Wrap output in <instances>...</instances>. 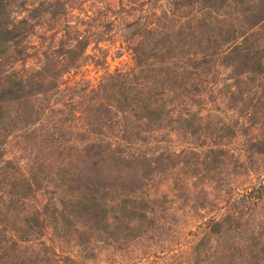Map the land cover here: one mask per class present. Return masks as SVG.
Instances as JSON below:
<instances>
[{
  "label": "trees",
  "instance_id": "trees-1",
  "mask_svg": "<svg viewBox=\"0 0 264 264\" xmlns=\"http://www.w3.org/2000/svg\"><path fill=\"white\" fill-rule=\"evenodd\" d=\"M178 1L177 8L186 14L180 16L185 25H178L175 37L169 40L147 24L142 29V39L152 36L155 40L150 48L149 41L144 40L131 50L134 67L126 73L105 76L95 88H82L81 93L74 94L77 97L60 88L62 76L55 69L71 54H82L87 41L59 44L54 58L43 53L36 70L9 68L2 73L0 219L6 221L8 207L13 203L28 204L20 211L25 218L7 234L12 246L43 247L41 239L49 236L53 250L50 235L74 226L69 219L79 214L88 219L85 225L90 230L96 223L103 230L109 212L103 210L106 206H113L115 215L128 219L143 216L146 206L135 200L141 188L135 182H123L119 176L131 172L142 182L150 181L152 162L135 157L134 147L155 131L168 129V133L213 138V146L202 152L190 146L177 154L168 151L169 155L156 158L162 173L176 175L171 179L173 186L185 180L174 170H185L182 174L186 175V171L199 167L193 164L198 159L218 170L223 165L222 157L228 154L224 145L215 142L222 138L227 141L246 137L247 146L242 145V151L264 156V0ZM7 7V0H0L1 53L27 33L22 27L25 21H12ZM166 14L162 12L158 19L163 27L177 23V17ZM48 65L52 74H46ZM219 68L228 72L230 81L223 101L230 112L237 114L233 122L214 129L212 123L204 125L187 106L200 93L197 86L202 79ZM237 118L242 120L237 122ZM254 125L260 131L248 137L246 132ZM6 144L23 155L5 158ZM204 153L210 155L208 160ZM186 154L190 158L187 163ZM230 157L236 162L240 155ZM68 167L74 170L70 172ZM261 188L260 181L258 188L251 191L254 203L264 202V196L258 193ZM37 202L34 207L30 205ZM48 205L52 206V217L46 214ZM223 220L213 221L209 233L220 234ZM3 231L0 230L2 235Z\"/></svg>",
  "mask_w": 264,
  "mask_h": 264
},
{
  "label": "rangeland",
  "instance_id": "rangeland-1",
  "mask_svg": "<svg viewBox=\"0 0 264 264\" xmlns=\"http://www.w3.org/2000/svg\"><path fill=\"white\" fill-rule=\"evenodd\" d=\"M178 2L7 0L9 18L14 22L24 20L22 27L27 33L19 43L8 44L3 53L0 52V78L9 68L36 70L43 53L49 59L54 58L59 44L66 46L87 41L82 54L66 57L55 72L61 73L60 88H64L68 95L79 94L84 87L95 88L105 76L126 73L134 67L131 50L137 43L148 40L151 47L155 38L145 35L147 39H142L144 26L149 24V29L155 28L170 40L175 31H179L178 25H185L180 16L186 13L177 8ZM162 12L177 17V23L173 21L169 27H163L162 21L158 20ZM213 71L216 73L207 75L197 86L200 93L187 108L196 112L204 125L212 123L216 129L222 123L233 122L237 112H230L223 101V96H227L225 86L230 83L226 77L228 72L220 68ZM46 72L52 74L53 69L49 66ZM241 120L237 118V122ZM244 122L246 127L248 123L245 119ZM164 131L143 137L134 147L135 157L149 158L152 162L150 181L142 182L131 172L119 176L123 182H135L134 185L141 188L135 200L144 202L147 212L143 216L128 219L115 215L113 206H106L103 210L109 212L103 230V226L97 223L90 230L85 225L88 219L79 214L69 219L74 226L50 235L53 250L49 247V236L41 239L45 242L43 247L37 243L39 246L16 248L9 242L7 234L25 218V213L20 211L28 204L16 206L13 203L8 207L6 221L0 219V224L3 223L0 230L5 231L4 235L0 233V264H264V202L254 203L251 192L261 181L263 188L258 193L264 196V156L242 151V145L247 146L246 137L237 136L227 141L222 138L215 142L224 145L228 154L222 157L223 165L218 170L210 169L212 165L198 159L193 164L199 167L186 171V175L182 174L185 170L182 173L174 170L178 177L185 176V180L182 185L176 183L173 186L171 179L176 175L162 173L156 158L169 155L168 151L177 154L190 146L202 152L213 146V138ZM247 131L248 137H254L260 129L254 125ZM261 131L264 132V123ZM4 149L5 158L10 154L23 155L19 151L13 152L9 144ZM232 154L240 155L236 162V157H230ZM204 155L207 160L210 158L208 153ZM60 160L62 157L58 158ZM184 161H190L188 154ZM68 169L70 172L74 170ZM38 202L30 205L34 207ZM51 208V205L47 206L46 214L52 217ZM223 218L220 234H210L211 223Z\"/></svg>",
  "mask_w": 264,
  "mask_h": 264
}]
</instances>
